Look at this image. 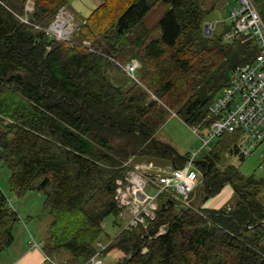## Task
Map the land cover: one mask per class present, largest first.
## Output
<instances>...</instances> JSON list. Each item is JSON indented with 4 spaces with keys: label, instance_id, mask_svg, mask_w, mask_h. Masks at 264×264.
I'll return each mask as SVG.
<instances>
[{
    "label": "trees",
    "instance_id": "1",
    "mask_svg": "<svg viewBox=\"0 0 264 264\" xmlns=\"http://www.w3.org/2000/svg\"><path fill=\"white\" fill-rule=\"evenodd\" d=\"M69 1L0 0V161L17 196L45 195L51 221L42 252L54 258L64 250V264H86L105 235L104 219L122 215L114 195L125 163L170 152L154 139L170 114L200 132L208 128L210 103L256 46L251 36L225 42L220 33L203 35L209 10L199 0H103L71 38L53 37L47 27ZM253 1L264 20V0ZM157 2L166 10L148 26L143 19ZM133 58L136 79L123 69ZM239 137V130L225 132L198 152L200 182L189 205L160 195L153 220L124 224L98 255L122 252L115 264H264V179L225 159L245 158ZM172 152L170 165L183 166L189 153ZM227 183L239 193L234 204L195 203L198 190L205 201ZM17 220L0 189V253L12 244Z\"/></svg>",
    "mask_w": 264,
    "mask_h": 264
},
{
    "label": "built area",
    "instance_id": "2",
    "mask_svg": "<svg viewBox=\"0 0 264 264\" xmlns=\"http://www.w3.org/2000/svg\"><path fill=\"white\" fill-rule=\"evenodd\" d=\"M219 23L222 24V29L218 32ZM75 27L76 24H73L62 6L47 30L55 37L68 39ZM201 32L205 36L220 33L225 42H232L239 35L251 36L256 46L255 56L252 61L232 68L229 84L219 91L208 107L209 127L202 133L199 132V125L192 126L193 131L200 137L201 146L197 151L189 153L183 166L169 165L162 168L145 163L139 170L138 166L143 164H138L135 169L129 171L130 174L126 177L127 185L121 180L117 181L114 198L123 208L121 214L127 212L128 219L124 226L127 229L139 224L144 225L147 219L153 220L158 198L162 194L174 197L183 206L189 205V195L200 182V174L194 166V160L198 152L208 148L216 137L225 132L239 130L236 150L244 157L249 156L256 146L264 141V20L254 1L236 0V5L221 21L204 19ZM139 66V61L133 58L123 65V69L128 76L136 79ZM261 155L264 160V151ZM151 168L155 171L149 172L148 169ZM147 183L151 186L150 192L146 190ZM260 223L264 225V214ZM164 231L165 226H160L158 234ZM107 244L108 242H97L98 251L90 257V264H104L98 252ZM31 246L41 250L40 243L31 242ZM145 251L146 247H142V252ZM42 256L44 264H59L44 252Z\"/></svg>",
    "mask_w": 264,
    "mask_h": 264
},
{
    "label": "rangeland",
    "instance_id": "3",
    "mask_svg": "<svg viewBox=\"0 0 264 264\" xmlns=\"http://www.w3.org/2000/svg\"><path fill=\"white\" fill-rule=\"evenodd\" d=\"M201 5L209 12L206 14L205 19H224L229 10L236 5V0H199ZM32 7V3L29 1L27 4L28 10ZM67 15L72 19L73 24H76L74 33L79 27V23L70 15L64 8ZM166 10V5L162 2H157L154 4L143 21L148 26L154 25ZM258 10V9H257ZM222 24L219 23L217 31H221ZM51 36L55 37L54 34L48 32ZM72 35V34H71ZM71 35L69 38H71ZM58 38V37H56ZM68 38V39H69ZM89 45V43H85ZM121 73H117L118 78H122ZM200 132V131H199ZM202 133L204 130L201 131ZM154 139L162 144H167L170 146V152L166 155H156V156H140L139 158H130L125 164L128 170L125 172V177L123 183L128 184L126 177L129 176L130 170L135 169L136 165L145 161L146 164L150 166H160L166 167L172 163V155L176 150L180 154H186L193 151H197L201 146L200 137L195 133L191 126L185 124L180 118L174 114H170L166 121L159 127V129L154 134ZM217 140V137L214 139ZM210 144V148H204L199 154H203L209 149L213 148L216 142ZM264 151V141L259 143L252 153L240 159L238 156H231L226 159V162H230L235 165L239 171L245 176H253L256 179H264V160L261 155ZM142 159V160H141ZM9 168L0 161V189L5 193L6 197L11 203V207L17 212L18 220L12 225V233L14 235V240L11 244V252L7 254L9 248L4 249L0 254V261L5 253L6 256H13L18 254L20 250L24 248V245H29L31 242L39 243L41 241H46L48 236V226L51 221V216L48 212V208L45 205V195L42 191L38 190H27L21 196H17L9 188ZM144 175V174H143ZM151 181H149L150 184ZM125 189V188H124ZM146 190L150 192L151 186L146 184ZM196 192V191H195ZM202 191L198 190V196L195 198L196 204H205V202L215 201L211 207L219 208L228 204H234L239 199V193L234 192L231 184H225L220 192L206 199L205 201L201 196ZM194 192L189 195L190 200L193 198ZM262 203H264V191L259 195ZM204 206V205H203ZM209 206V207H210ZM131 213V212H130ZM128 217L127 212L121 216L108 215L102 225L105 230V235L101 238L103 243H107L109 238H112L121 227L126 223ZM42 252V251H41ZM123 256L122 252L118 250H110L105 252L100 258L104 264H115ZM68 258V254L61 250L53 259L59 263L64 264V259ZM1 264V263H0ZM90 264V263H86Z\"/></svg>",
    "mask_w": 264,
    "mask_h": 264
},
{
    "label": "crops",
    "instance_id": "4",
    "mask_svg": "<svg viewBox=\"0 0 264 264\" xmlns=\"http://www.w3.org/2000/svg\"><path fill=\"white\" fill-rule=\"evenodd\" d=\"M102 1L103 0H70L66 5H64V8L70 15H72L76 22L80 24L96 7L102 3ZM214 201L215 199L211 202L207 201L203 205L207 207L210 205L212 206L213 204H216L213 203ZM8 248L9 251L7 254L11 252V245ZM1 256H3L0 261L1 264H44L41 250L39 248L32 247L29 243L28 245H24V248L20 250L18 254L6 256L4 253Z\"/></svg>",
    "mask_w": 264,
    "mask_h": 264
},
{
    "label": "water",
    "instance_id": "5",
    "mask_svg": "<svg viewBox=\"0 0 264 264\" xmlns=\"http://www.w3.org/2000/svg\"><path fill=\"white\" fill-rule=\"evenodd\" d=\"M142 164H143V165L138 166V169H139V170L142 169V167L144 166L145 163L143 162ZM148 171H149V172H154L155 170L151 168V169H148ZM168 202L172 203L171 200H170V201L167 200V201H165V202H163V203L161 204V208H163Z\"/></svg>",
    "mask_w": 264,
    "mask_h": 264
},
{
    "label": "bare ground",
    "instance_id": "6",
    "mask_svg": "<svg viewBox=\"0 0 264 264\" xmlns=\"http://www.w3.org/2000/svg\"><path fill=\"white\" fill-rule=\"evenodd\" d=\"M60 21H61V19H60Z\"/></svg>",
    "mask_w": 264,
    "mask_h": 264
}]
</instances>
